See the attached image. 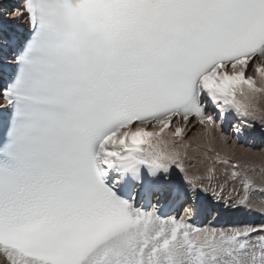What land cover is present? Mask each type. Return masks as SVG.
Listing matches in <instances>:
<instances>
[{
    "label": "snow or ice",
    "instance_id": "6c2138e0",
    "mask_svg": "<svg viewBox=\"0 0 264 264\" xmlns=\"http://www.w3.org/2000/svg\"><path fill=\"white\" fill-rule=\"evenodd\" d=\"M86 2L8 8L12 21L27 23L9 67H0V264H264V207L253 206L249 174L256 167L242 159L250 153L227 147L230 136L264 131L254 102L264 94V0H96L97 14H83L105 36L96 66L73 33L45 19L57 5L75 11ZM197 126L206 139L193 152L208 166L193 174L185 137ZM171 128L170 142L153 143ZM217 163L230 166L243 194L217 183ZM142 166L153 177L163 172L165 184L177 174L173 194L191 201L187 215H161L160 204L145 210L101 178L115 167L139 180ZM212 211L249 218L192 223Z\"/></svg>",
    "mask_w": 264,
    "mask_h": 264
},
{
    "label": "clouds",
    "instance_id": "9594fccd",
    "mask_svg": "<svg viewBox=\"0 0 264 264\" xmlns=\"http://www.w3.org/2000/svg\"><path fill=\"white\" fill-rule=\"evenodd\" d=\"M99 4L96 0H87L75 11L57 5L53 11L47 12L45 19L59 31H69L77 39L79 53L85 58L86 63L92 66L102 62L103 51L107 47L105 36L97 31L89 30L86 27L83 14L95 16ZM126 42H120L116 47L124 46Z\"/></svg>",
    "mask_w": 264,
    "mask_h": 264
},
{
    "label": "bare ground",
    "instance_id": "6f19581e",
    "mask_svg": "<svg viewBox=\"0 0 264 264\" xmlns=\"http://www.w3.org/2000/svg\"><path fill=\"white\" fill-rule=\"evenodd\" d=\"M4 2H7V1L6 0H0V4L1 3H4ZM26 21H27V18L25 17V18H23V19H21L19 21H13L12 23L8 22V23H4V24H5V27L10 28V30H15L16 27L23 26ZM7 24H10L12 27L9 26V25H7ZM4 30H5V28H4ZM0 34H5V33L2 32ZM0 60H1V58H0ZM257 79L260 80V77L257 76ZM258 106L260 108V105H258ZM159 127L160 126L157 125L156 128H150L149 130L150 131H153V132H156V131L159 130ZM171 131H174V128L166 129L165 132L162 133L161 134V137H159V138L153 137V143L156 142V139H163L165 141H169L170 142ZM201 133H203V128L201 126H197L195 128L190 129L187 132V136L185 137V139H187L189 141H192V144L189 147L188 151H189V154L193 156V159L195 161V163H193L191 165V171L193 172V174H195L197 172L202 173L207 168V166H208L207 165V162L205 160H203V159L200 158V155H198L197 153H194L193 152V148L195 147L196 143H203L205 141V139H206V138L198 135V134H201ZM215 135L218 137L219 136V131H216ZM230 142H232V143L229 145ZM241 142L243 143V141H241ZM229 143H228V146H227L228 148H230V147H236L237 149H241L240 147H242L244 145V144L241 145V146L238 145V144H241V143H238L236 138L233 141V138H231V136L229 137ZM259 143H261V142H259ZM258 144H253L255 146H252V145L251 146L252 147H256V145H258ZM214 147L216 148L217 151H220L224 146L221 145V144H216ZM230 169H231L230 166L223 165V164H219V163L216 164V173H215V176H216V180H217L218 183H225V181H227V177H228V174H229ZM219 176H220V178H219ZM173 184H174V182L171 185H173ZM207 202H208V204H211L212 208L214 207V205L210 201H207ZM202 204H204L203 201H202ZM214 212H215V214L217 213L216 211H214ZM219 214L225 215L226 217L228 216V218H229V214L217 213L216 217H217V220H219V221H222L223 220V218ZM205 225H208V223L205 222L203 226H205ZM217 227H223V226L222 225H217ZM2 261H3V257L0 256V262H2Z\"/></svg>",
    "mask_w": 264,
    "mask_h": 264
},
{
    "label": "rangeland",
    "instance_id": "374dc122",
    "mask_svg": "<svg viewBox=\"0 0 264 264\" xmlns=\"http://www.w3.org/2000/svg\"><path fill=\"white\" fill-rule=\"evenodd\" d=\"M6 1L7 2L1 3L3 5V7L0 8V12H3V14H4V17H5L4 23H8V22L12 23L13 21L11 20V17L8 13V8L10 6H13L16 3H18L19 0H16V1L15 0H9V1L6 0ZM7 25L11 26L10 24H7ZM251 74L255 75V71L253 70ZM256 82L258 85H260V80L257 79V77H256ZM262 86H264V85H262ZM237 98L239 99V96ZM255 102L258 105H260V109H264V94H258ZM255 132H258V133H261L262 135H264V131H261L258 126H257V130ZM231 138H233V137L231 136ZM234 140L235 139H233V141ZM231 143L232 142H230L229 145ZM238 145L241 146L243 144H238ZM252 146H255V145L252 144ZM252 146L250 144H248V145H243L242 147H240L241 149H237L236 147H230V148L235 150L237 156H240V154L245 152V151L250 153V156L243 157L242 159H244V158L249 159L250 162L252 164H254L256 167V171L250 172L249 174L252 176V178L255 182L256 189H257L256 191H254L252 193V203H253L254 207L260 208V207H264V192L259 191L260 188H264V171H262V169H264V143L261 142L258 145H256V147H252ZM220 176H219V178H220ZM230 176H231V169L229 171L227 180L230 178ZM257 192H258V195H257Z\"/></svg>",
    "mask_w": 264,
    "mask_h": 264
}]
</instances>
